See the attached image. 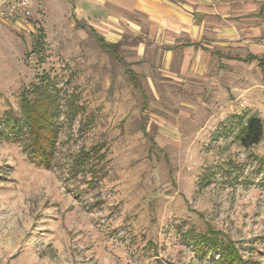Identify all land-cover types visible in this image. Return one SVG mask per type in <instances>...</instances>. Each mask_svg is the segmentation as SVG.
<instances>
[{
    "label": "rangeland",
    "instance_id": "374dc122",
    "mask_svg": "<svg viewBox=\"0 0 264 264\" xmlns=\"http://www.w3.org/2000/svg\"><path fill=\"white\" fill-rule=\"evenodd\" d=\"M32 3L25 30L0 22V133L46 89L59 134L51 168L28 158L26 132L0 135V264H217L193 240L210 230L264 264V133L239 138L251 118L264 127L260 69L160 82L129 63L134 38L109 43L69 0ZM246 9L264 58V0Z\"/></svg>",
    "mask_w": 264,
    "mask_h": 264
},
{
    "label": "crops",
    "instance_id": "0c3cea01",
    "mask_svg": "<svg viewBox=\"0 0 264 264\" xmlns=\"http://www.w3.org/2000/svg\"><path fill=\"white\" fill-rule=\"evenodd\" d=\"M253 0H69L111 44L134 38L129 63L160 82L186 84L210 74L241 81L247 67L260 69V46L244 36ZM254 12V10L252 11ZM257 17V16H256ZM263 54V53H262ZM249 56L256 59L246 61ZM252 69V70H253ZM138 74V71H133ZM239 77V79H237ZM155 82V78H148Z\"/></svg>",
    "mask_w": 264,
    "mask_h": 264
},
{
    "label": "trees",
    "instance_id": "16d2710c",
    "mask_svg": "<svg viewBox=\"0 0 264 264\" xmlns=\"http://www.w3.org/2000/svg\"><path fill=\"white\" fill-rule=\"evenodd\" d=\"M99 42L106 49L115 52L114 45L107 43L103 38L99 37ZM254 59L256 57L249 56L245 60ZM259 66L263 70L264 76V58H261ZM129 74L130 78L135 80L136 74L132 70L129 71ZM71 109L72 106L69 105L68 110L71 111ZM22 112L25 120L23 125L15 120L14 126H11L7 121V130L1 131L0 135L8 140L20 142L21 132H26L29 138L28 158L37 165L51 168L55 161L56 142L59 134L58 125L55 123L57 115L55 96L49 94L46 89H38L34 98L26 97L22 100ZM263 133L262 121L254 117L248 121L239 138L245 148H250L261 142ZM88 159V156H82V159L76 162V168L83 170L84 162ZM209 235H212V237ZM209 235L193 238L196 244V252L199 255L217 250L219 253L217 264H243L239 250L233 243L224 244L218 241L216 238L217 233L212 230L209 231Z\"/></svg>",
    "mask_w": 264,
    "mask_h": 264
},
{
    "label": "built area",
    "instance_id": "2783aa9c",
    "mask_svg": "<svg viewBox=\"0 0 264 264\" xmlns=\"http://www.w3.org/2000/svg\"><path fill=\"white\" fill-rule=\"evenodd\" d=\"M33 18L32 0H0V22L25 30Z\"/></svg>",
    "mask_w": 264,
    "mask_h": 264
}]
</instances>
